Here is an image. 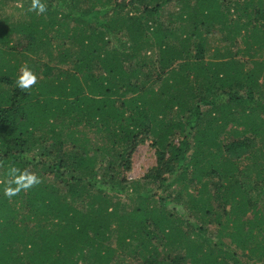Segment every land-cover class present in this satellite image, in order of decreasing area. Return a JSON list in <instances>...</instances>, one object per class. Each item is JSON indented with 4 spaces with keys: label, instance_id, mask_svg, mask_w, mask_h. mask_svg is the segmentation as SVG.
I'll list each match as a JSON object with an SVG mask.
<instances>
[{
    "label": "trees",
    "instance_id": "1",
    "mask_svg": "<svg viewBox=\"0 0 264 264\" xmlns=\"http://www.w3.org/2000/svg\"><path fill=\"white\" fill-rule=\"evenodd\" d=\"M87 261L264 264V0H0V264Z\"/></svg>",
    "mask_w": 264,
    "mask_h": 264
},
{
    "label": "rangeland",
    "instance_id": "2",
    "mask_svg": "<svg viewBox=\"0 0 264 264\" xmlns=\"http://www.w3.org/2000/svg\"><path fill=\"white\" fill-rule=\"evenodd\" d=\"M172 10V9H171ZM176 10V8L174 9ZM8 13H14L11 8L8 9ZM18 16V13H16ZM94 138V137H93ZM96 143V140L93 141ZM96 146V144H93ZM94 148V147H93ZM157 167V155L155 149L151 145V141L145 140L141 142L134 154H133V160H132V169L128 173L127 177L129 181H138L145 178L148 174L151 172H154V170ZM198 184L196 181L190 182V188L197 187ZM173 191V189H172ZM162 194V191H160ZM177 211H182L183 207L176 205ZM172 209V208H171ZM210 232L212 234H215V227H210ZM84 264H93L92 262H86ZM112 264H125L119 261H114ZM136 264V263H134Z\"/></svg>",
    "mask_w": 264,
    "mask_h": 264
},
{
    "label": "clouds",
    "instance_id": "3",
    "mask_svg": "<svg viewBox=\"0 0 264 264\" xmlns=\"http://www.w3.org/2000/svg\"><path fill=\"white\" fill-rule=\"evenodd\" d=\"M33 7H36L35 2L33 4ZM39 11H41V12L44 11L43 5H40ZM35 82H36V76L34 74H32L30 70L23 69V75L20 76L19 81H18L19 87L28 88L29 86H31Z\"/></svg>",
    "mask_w": 264,
    "mask_h": 264
}]
</instances>
